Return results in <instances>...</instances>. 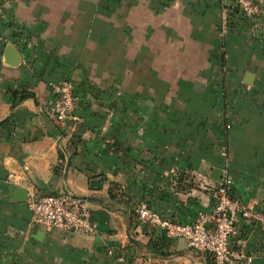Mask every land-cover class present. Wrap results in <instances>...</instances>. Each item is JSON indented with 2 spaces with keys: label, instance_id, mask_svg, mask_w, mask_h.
I'll return each instance as SVG.
<instances>
[{
  "label": "crops",
  "instance_id": "crops-1",
  "mask_svg": "<svg viewBox=\"0 0 264 264\" xmlns=\"http://www.w3.org/2000/svg\"><path fill=\"white\" fill-rule=\"evenodd\" d=\"M230 4L0 0V264H214L135 210L193 224L213 210L211 175L226 165L234 199L264 213V13L255 33L239 23L222 38ZM65 80L75 133L52 112L51 84ZM66 192L86 200L93 234L31 223L30 197ZM234 217L235 250L264 264V225Z\"/></svg>",
  "mask_w": 264,
  "mask_h": 264
},
{
  "label": "built area",
  "instance_id": "built-area-1",
  "mask_svg": "<svg viewBox=\"0 0 264 264\" xmlns=\"http://www.w3.org/2000/svg\"><path fill=\"white\" fill-rule=\"evenodd\" d=\"M221 10L219 35L225 38L232 27L231 12L238 7L246 22V28L255 32L259 19L264 13L263 0H231ZM55 93L52 112L56 125L61 131L75 133L82 118L77 112L78 97L72 81L65 80L51 84ZM10 175V180L14 179ZM215 206L212 211L201 214L189 225L173 222L162 217L147 203L141 202L136 207L138 219L153 228L161 229L170 239H182L196 251L207 253L214 264H251L253 258L243 252H237L232 244L239 230L234 213H239L244 220L264 225V213L253 212L242 206L233 197V179L229 165L223 168V176L214 190ZM32 212L31 223L47 230L61 229L77 233L93 234L95 224L92 212L84 198L71 192L57 195L32 196L28 200Z\"/></svg>",
  "mask_w": 264,
  "mask_h": 264
},
{
  "label": "water",
  "instance_id": "water-1",
  "mask_svg": "<svg viewBox=\"0 0 264 264\" xmlns=\"http://www.w3.org/2000/svg\"><path fill=\"white\" fill-rule=\"evenodd\" d=\"M238 9H239L238 7H235L234 11H237ZM7 53L15 56V62H14L15 65L20 63L21 60H20L19 53L14 46H11V45L8 46ZM253 79H254L253 75L248 74L246 82L248 84H251L253 83ZM222 176H223V170H216V169L213 170V173L211 175V177L218 183L221 181ZM28 195H29V192L26 188H22L16 185L10 186V197H12L15 201L26 202L28 199Z\"/></svg>",
  "mask_w": 264,
  "mask_h": 264
},
{
  "label": "trees",
  "instance_id": "trees-1",
  "mask_svg": "<svg viewBox=\"0 0 264 264\" xmlns=\"http://www.w3.org/2000/svg\"><path fill=\"white\" fill-rule=\"evenodd\" d=\"M232 3V2H231ZM238 18V20L237 21H235V22H238V23H235L234 22V18ZM261 19V18H260ZM231 21L233 22L232 23V27H231V29H230V31L232 30V28L235 26L236 27V25H238L239 23H240V26L241 27H243V28H246V22H245V20L242 18V16L240 15V13H238V14H235V12H234V9H232V12H231ZM247 29V28H246ZM248 30V29H247ZM257 31V30H256ZM255 31V32H256ZM255 32H253V33H255Z\"/></svg>",
  "mask_w": 264,
  "mask_h": 264
},
{
  "label": "rangeland",
  "instance_id": "rangeland-1",
  "mask_svg": "<svg viewBox=\"0 0 264 264\" xmlns=\"http://www.w3.org/2000/svg\"><path fill=\"white\" fill-rule=\"evenodd\" d=\"M258 30V29H257ZM262 32V31H261ZM262 83H264V76L262 78ZM262 98L261 100L264 101V92L261 94V97ZM264 105V104H263ZM263 110H264V106H263ZM223 159H224V163H228V156L227 155H223Z\"/></svg>",
  "mask_w": 264,
  "mask_h": 264
}]
</instances>
